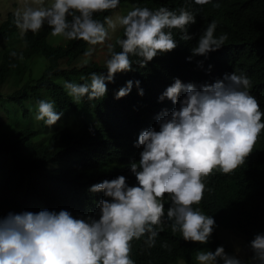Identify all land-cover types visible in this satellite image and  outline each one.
Returning <instances> with one entry per match:
<instances>
[{"label":"clouds","instance_id":"obj_1","mask_svg":"<svg viewBox=\"0 0 264 264\" xmlns=\"http://www.w3.org/2000/svg\"><path fill=\"white\" fill-rule=\"evenodd\" d=\"M19 1L23 7L10 13L22 37L46 30L48 41L52 34L66 45L94 46L108 43L110 29L120 26L115 37L124 38L108 44L107 74L64 82L77 103L104 97L106 82L132 70V57L144 67L182 41L192 56L206 57L228 40L226 33L215 35L214 20L197 44L187 32L202 8L224 6L223 0H127L134 6L116 22L109 17L120 0ZM107 10L104 22L94 19ZM172 29L180 30V40ZM155 64L162 77L158 101L134 127L131 146L121 144L120 156L76 181L68 205L37 204L0 216V264H143L168 247L169 233L193 247L199 264H264V92L245 72L207 84L181 64ZM134 84L143 95L142 82L129 80L116 98ZM62 115L54 102H38L35 119L52 126ZM240 218L247 221L243 231L233 224Z\"/></svg>","mask_w":264,"mask_h":264},{"label":"trees","instance_id":"obj_2","mask_svg":"<svg viewBox=\"0 0 264 264\" xmlns=\"http://www.w3.org/2000/svg\"><path fill=\"white\" fill-rule=\"evenodd\" d=\"M223 4L202 8L195 16L196 23L187 26V32L192 36L189 43L197 44L214 20L215 35H228L225 45L206 57L192 56L182 41L175 52L158 61L181 64L187 74L198 71L199 83L212 84L225 74L245 72L264 92V0H223ZM111 11L95 13L94 19L104 22ZM17 29L14 14L10 13L0 25V42L17 35ZM172 32L180 40V30L172 29ZM47 35L46 30L27 33L22 38L24 44L18 40L0 58V87L11 78L20 82L29 76L20 88L6 94L0 91V216L9 212L18 214L37 204L68 205L72 185L81 177L99 171L107 160L111 162L120 156L121 144L131 146L134 127L158 101L162 77L160 67L155 64L157 59L140 67L135 62L137 58L132 57V70L117 73L114 82H106L104 97L95 100L84 97L75 102L63 87L64 82H90L81 77L87 78L92 72L106 75L108 50L104 58L95 59L85 55L90 46L86 42L68 40V45L54 46ZM118 38H124L123 34L108 43L91 45L92 52L97 54L98 47L115 44ZM115 51H121L118 45ZM39 54L44 55L48 65L38 77H33L27 61ZM86 59L95 62L88 64L84 62ZM129 80L142 82L145 92L143 95L134 92V84L128 95L117 99V92ZM40 100L54 102L55 110L63 112L55 125L48 126L35 119ZM86 163L90 166L82 170ZM227 189L226 183L220 185V191ZM233 224L236 230L243 231L247 221L240 218ZM165 238L168 247L161 252L153 251L150 260L143 264H199L197 252L179 234L169 233Z\"/></svg>","mask_w":264,"mask_h":264},{"label":"rangeland","instance_id":"obj_3","mask_svg":"<svg viewBox=\"0 0 264 264\" xmlns=\"http://www.w3.org/2000/svg\"><path fill=\"white\" fill-rule=\"evenodd\" d=\"M49 1L53 2V0H46L45 4L48 5ZM134 3H135L134 1H128V2L122 3L120 6H118L112 12V14L110 15L109 18H111L114 22H116L118 17H122V16L126 15L129 11H131V9L134 6ZM28 4H30V3H28ZM22 7H23V5L20 3L19 0H0V25L6 19L8 13H10V12L15 13L18 9H20ZM119 27L120 26L117 24V27L115 30L110 29V33L114 34L112 37L110 34V40H112L113 37H115V35L118 34L115 32H117ZM22 35L23 34L21 33V30L19 29L17 31V35H15L14 37H12L9 40L0 42V58L2 56V52L8 46L14 45V43H18V40L21 42V40L23 38ZM22 42H23V40H22ZM49 42L55 46H65L67 44L66 38L60 37V36H52V34L49 37ZM23 44H24V42H23ZM89 48H91V45L88 47V49ZM107 48H108L107 45L98 47L99 52L97 54L92 52V57L95 59L96 58H104L103 55H105ZM84 62L89 64V63L95 62V61L86 59V60H84ZM27 65L29 67L31 66V72H32L33 77H38L41 74V72L43 71V69L48 65V61L42 54H39L33 60L27 61ZM75 65H76V63H75ZM28 79H29L28 74L26 76H24L20 82H17L16 79H14V78H11L5 85L0 87V91L3 94H6L8 92H12L13 90H16V89L20 88L22 85H24ZM79 81H81V80H79ZM2 115L5 116V114H2Z\"/></svg>","mask_w":264,"mask_h":264}]
</instances>
